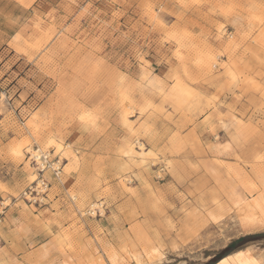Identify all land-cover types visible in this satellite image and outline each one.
<instances>
[{"label":"rangeland","instance_id":"1","mask_svg":"<svg viewBox=\"0 0 264 264\" xmlns=\"http://www.w3.org/2000/svg\"><path fill=\"white\" fill-rule=\"evenodd\" d=\"M42 1L0 0V264H264V0H57L30 36Z\"/></svg>","mask_w":264,"mask_h":264},{"label":"crops","instance_id":"2","mask_svg":"<svg viewBox=\"0 0 264 264\" xmlns=\"http://www.w3.org/2000/svg\"><path fill=\"white\" fill-rule=\"evenodd\" d=\"M42 2L43 3H42V5H40V7H38L35 10H32L30 12V16H31L30 20H32V22H33L31 24H30V22H28L29 26H31L30 36H36V34L38 33L37 26H36L37 16L45 15L49 9L54 8L55 6H58V5H59V7L65 6L64 4L62 5L61 3H57L58 2L57 0H55V2H53L52 0H43ZM62 2H63V0H62ZM33 16H34V19H33Z\"/></svg>","mask_w":264,"mask_h":264},{"label":"built area","instance_id":"3","mask_svg":"<svg viewBox=\"0 0 264 264\" xmlns=\"http://www.w3.org/2000/svg\"><path fill=\"white\" fill-rule=\"evenodd\" d=\"M57 171L59 172V169H57L56 172H57ZM58 172H57V173H58Z\"/></svg>","mask_w":264,"mask_h":264}]
</instances>
